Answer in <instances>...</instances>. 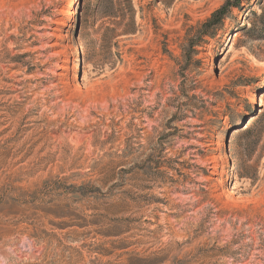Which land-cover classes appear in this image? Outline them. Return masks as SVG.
Here are the masks:
<instances>
[{"label":"rangeland","instance_id":"obj_1","mask_svg":"<svg viewBox=\"0 0 264 264\" xmlns=\"http://www.w3.org/2000/svg\"><path fill=\"white\" fill-rule=\"evenodd\" d=\"M120 1L0 0V264H264V0Z\"/></svg>","mask_w":264,"mask_h":264},{"label":"trees","instance_id":"obj_2","mask_svg":"<svg viewBox=\"0 0 264 264\" xmlns=\"http://www.w3.org/2000/svg\"><path fill=\"white\" fill-rule=\"evenodd\" d=\"M117 0H99V8H105V11H110L115 7V3ZM243 0H235L234 2L231 3L230 0L227 1V3L220 8L217 12H215L212 17L203 25L202 27V34L207 35V36H213L215 33L223 27L224 21L230 17L232 11L234 9H241L242 8V2ZM248 1V0H244ZM127 6H126V5ZM259 2H256L254 4L257 5ZM120 5H125L126 9L129 10L130 13H135L133 5H132V0H122L120 1ZM256 18L260 21L262 24L261 30H257L259 33H264V7L262 8V13L261 15H256Z\"/></svg>","mask_w":264,"mask_h":264}]
</instances>
